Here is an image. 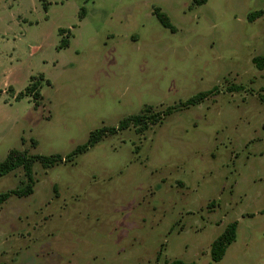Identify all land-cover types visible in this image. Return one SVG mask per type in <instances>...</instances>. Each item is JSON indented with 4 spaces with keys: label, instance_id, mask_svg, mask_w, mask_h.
<instances>
[{
    "label": "rangeland",
    "instance_id": "obj_1",
    "mask_svg": "<svg viewBox=\"0 0 264 264\" xmlns=\"http://www.w3.org/2000/svg\"><path fill=\"white\" fill-rule=\"evenodd\" d=\"M261 55L264 0H0V161L13 149L67 157L147 107L176 109L145 133L36 164L33 194L0 207V264H264ZM40 75L42 98L18 101ZM23 184L20 169L0 194ZM234 222L215 263L211 246Z\"/></svg>",
    "mask_w": 264,
    "mask_h": 264
},
{
    "label": "trees",
    "instance_id": "obj_2",
    "mask_svg": "<svg viewBox=\"0 0 264 264\" xmlns=\"http://www.w3.org/2000/svg\"><path fill=\"white\" fill-rule=\"evenodd\" d=\"M196 5H203L206 3V0H194ZM85 9H82L79 14V19L83 21L85 19ZM154 15L165 29L175 32L169 17L163 13L160 9L156 8ZM263 16V12L252 13L249 15L248 20L253 22ZM60 36H62V42L60 45L61 49H67L70 47L69 38L64 37L65 34H71L70 30H59ZM253 64L255 67L263 71L264 70V55L255 57L253 59ZM45 82L47 85H51L49 80H46L43 75L38 77L33 76L30 79V83L25 89L24 92L20 93L17 97V100H22L25 97H33L35 101H38L42 98V95L39 91L42 83ZM216 90V89H215ZM215 91L201 92L193 97H191L185 104V106H196L204 102L208 97L212 96ZM38 103H36V107ZM175 108H169L164 113H156L151 107H147L141 113L130 115L123 120H121L117 127H104L102 129L92 132L89 136L88 141L78 146L72 153L67 157H63L59 154L56 155H33L27 151H20L13 149L9 152L8 156L4 161H0V179L14 173L17 170L22 169L24 172V186L17 190L1 193L0 194V207L6 203L11 197L16 196L19 198L29 197L34 192V167L36 164H40L44 169H50L56 165L62 164L66 161H73L78 156L84 154L89 149L95 147L101 141H103L108 136H115L119 133L129 130L131 127H134L138 133H145L150 129L151 126L159 124L164 118L174 113ZM238 222H234L226 227L224 232L213 242L211 246V259L213 262H221L233 243L237 240V231H238ZM167 264H196L186 263L182 260H176L169 262Z\"/></svg>",
    "mask_w": 264,
    "mask_h": 264
}]
</instances>
